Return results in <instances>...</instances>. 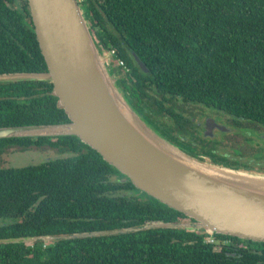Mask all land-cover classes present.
Segmentation results:
<instances>
[{"label":"trees","instance_id":"16d2710c","mask_svg":"<svg viewBox=\"0 0 264 264\" xmlns=\"http://www.w3.org/2000/svg\"><path fill=\"white\" fill-rule=\"evenodd\" d=\"M78 4L99 51L114 49L127 66L123 73L111 64L119 86L168 141L165 124L141 110L151 116L163 110L175 119L163 106L167 96L264 126V0ZM46 70L27 1L0 0V74ZM51 91L48 81L0 83V127L67 122ZM10 149L59 156L21 168L0 164V239L112 231L153 221L195 222L137 189L76 136L0 139V156ZM210 237L214 242H208ZM0 264H264V242L151 228L49 243H0Z\"/></svg>","mask_w":264,"mask_h":264},{"label":"water","instance_id":"95a60500","mask_svg":"<svg viewBox=\"0 0 264 264\" xmlns=\"http://www.w3.org/2000/svg\"><path fill=\"white\" fill-rule=\"evenodd\" d=\"M26 1L47 70L3 73L0 83L50 82L56 105L68 121L0 127V139L76 136L137 189L195 222L153 221L133 228L0 239V243H49L151 228L203 230L209 235L264 242V172L198 159L161 135L119 86L109 55L99 51L78 0ZM131 55L147 72L143 62Z\"/></svg>","mask_w":264,"mask_h":264},{"label":"flooded vegetation","instance_id":"af4514ba","mask_svg":"<svg viewBox=\"0 0 264 264\" xmlns=\"http://www.w3.org/2000/svg\"><path fill=\"white\" fill-rule=\"evenodd\" d=\"M112 67L116 66L112 64ZM177 102V110H174V107H165L171 109L176 116L172 119L173 122L162 120L172 142L198 158H208L219 164L264 172L263 125L231 118L201 104L180 100ZM141 110L150 120L153 118L148 110ZM162 112L170 116L166 111ZM12 150L14 149L6 150L2 155ZM0 164L2 165V156Z\"/></svg>","mask_w":264,"mask_h":264},{"label":"rangeland","instance_id":"374dc122","mask_svg":"<svg viewBox=\"0 0 264 264\" xmlns=\"http://www.w3.org/2000/svg\"><path fill=\"white\" fill-rule=\"evenodd\" d=\"M87 25L90 27V24L88 22H87ZM117 74L118 76H121V75L124 76L122 72L121 74L120 73H117ZM162 103H163V106L166 108L174 107L173 108L174 110L178 109L176 105L179 102H177V100L172 97L167 96V98ZM145 107L147 108V106ZM149 107L152 108L153 106L150 104ZM153 111L154 112H152V116L155 119V121H157L158 123H162L163 122L162 120L173 122L172 118L170 116H167V114H165L164 112H159V111L156 112L155 110ZM12 151H10V153H6L2 155V165L3 166L8 167V168H21V167H25V166L32 165V164H37L45 160H49V159L56 158L57 156H59L58 154H55L54 152H50V151H41V152H34V151H26V152H15L14 151L12 152ZM253 171L258 172V170H253ZM259 172L261 173L263 171H259Z\"/></svg>","mask_w":264,"mask_h":264},{"label":"built area","instance_id":"2783aa9c","mask_svg":"<svg viewBox=\"0 0 264 264\" xmlns=\"http://www.w3.org/2000/svg\"><path fill=\"white\" fill-rule=\"evenodd\" d=\"M106 53L109 55L110 63L112 62V64H114L116 67H119L123 73L128 72V68L125 65L124 61L117 57L116 51L114 49H110ZM207 240L208 242H214L212 237L208 238Z\"/></svg>","mask_w":264,"mask_h":264},{"label":"bare ground","instance_id":"6f19581e","mask_svg":"<svg viewBox=\"0 0 264 264\" xmlns=\"http://www.w3.org/2000/svg\"><path fill=\"white\" fill-rule=\"evenodd\" d=\"M181 164H184V165H186V166H191V167H194L192 164H190V163H188L187 161H181ZM194 168H196V167H194ZM198 169V168H197ZM200 170V169H199ZM200 172V171H199Z\"/></svg>","mask_w":264,"mask_h":264}]
</instances>
